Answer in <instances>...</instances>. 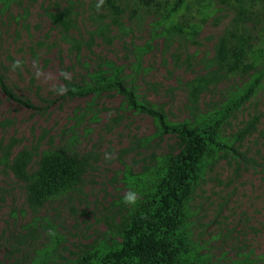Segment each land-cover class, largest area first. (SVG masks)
<instances>
[{
	"label": "rangeland",
	"instance_id": "obj_1",
	"mask_svg": "<svg viewBox=\"0 0 264 264\" xmlns=\"http://www.w3.org/2000/svg\"><path fill=\"white\" fill-rule=\"evenodd\" d=\"M99 2L0 0V80L18 99L0 89V149L13 140L10 158L32 150L29 171L43 151L59 146L89 155L82 184L34 211L25 204L23 184L0 164V264H75L117 244L157 160L183 144L172 134L152 137V118L127 108L114 90L69 95V86L92 85L89 76L110 62L137 102L179 124L225 107L253 73L223 78L190 104L186 83L206 72L232 11L212 0L192 40L166 43L163 25L147 7L126 0L113 24L104 8L97 11ZM64 8L71 11L68 35L80 43L77 52L49 19ZM100 24L108 26L105 39L89 42ZM262 69L264 57L255 72ZM253 119L252 130L234 143L241 156L217 153L188 195L187 236L204 264H264V75L226 115L218 135L231 142ZM129 194L134 204L124 203Z\"/></svg>",
	"mask_w": 264,
	"mask_h": 264
},
{
	"label": "trees",
	"instance_id": "obj_2",
	"mask_svg": "<svg viewBox=\"0 0 264 264\" xmlns=\"http://www.w3.org/2000/svg\"><path fill=\"white\" fill-rule=\"evenodd\" d=\"M125 1L104 0L101 8L108 12L111 23H116L122 13L120 4ZM211 1L132 0L147 7L157 17L156 23L163 25L161 33L166 43L174 37L185 42L192 40L204 20L203 10L211 7ZM213 1L229 8L233 16L214 45L206 72L186 83V95L188 102L194 104L203 92L223 78L244 76L252 71L243 90L225 107L203 115H192L190 122L168 123L161 113L137 102L132 89L125 87L118 77L119 70L106 61L102 63L104 71L98 70L89 76L92 85L68 87L69 95L91 92L97 96L103 91L114 90L123 96L127 108L142 111L152 118L155 124L152 137L172 134L183 142L174 155L157 160L149 185L141 192V200L136 202L133 214L119 233L120 242L85 254L75 264H204L197 258V251L187 236L188 195L217 153L221 156L228 154L231 158L241 156L234 143L252 130L255 119L236 133L231 142L219 137L218 128L231 110L249 98L264 75V69L255 72L264 57V0ZM49 19L61 31L63 40L77 52L80 43L68 35L74 28L70 9L50 14ZM195 19L198 21L192 22ZM107 30L106 24L97 25L88 41L92 36L105 39ZM86 45L88 47L89 43ZM0 89L18 101L1 80ZM13 144L14 141L10 140L0 149V164L23 184L24 201L30 210L34 211L45 202L64 196L82 184L83 175L89 168V155H79L67 146H59L43 151L35 162V168L29 171L33 151L24 148L10 158L9 150Z\"/></svg>",
	"mask_w": 264,
	"mask_h": 264
},
{
	"label": "clouds",
	"instance_id": "obj_3",
	"mask_svg": "<svg viewBox=\"0 0 264 264\" xmlns=\"http://www.w3.org/2000/svg\"><path fill=\"white\" fill-rule=\"evenodd\" d=\"M103 3H104V0H100V2L96 5V9H97V11H99V9H100V7L103 5ZM20 66V62L19 61H17L14 65H13V68L15 69V68H18ZM63 92H64V90L62 89L61 90V94H63ZM105 158L106 159H110L111 157L108 155V154H106L105 155ZM135 196L133 195V194H129V195H127V196H125L124 197V203H126V204H134L135 203Z\"/></svg>",
	"mask_w": 264,
	"mask_h": 264
}]
</instances>
